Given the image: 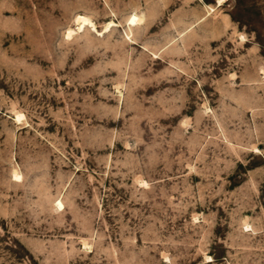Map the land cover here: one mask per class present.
I'll use <instances>...</instances> for the list:
<instances>
[{
	"label": "rangeland",
	"instance_id": "rangeland-1",
	"mask_svg": "<svg viewBox=\"0 0 264 264\" xmlns=\"http://www.w3.org/2000/svg\"><path fill=\"white\" fill-rule=\"evenodd\" d=\"M0 264H264V0H0Z\"/></svg>",
	"mask_w": 264,
	"mask_h": 264
},
{
	"label": "bare ground",
	"instance_id": "bare-ground-1",
	"mask_svg": "<svg viewBox=\"0 0 264 264\" xmlns=\"http://www.w3.org/2000/svg\"><path fill=\"white\" fill-rule=\"evenodd\" d=\"M77 22L80 24V30H82V29H84L85 27H91L92 29L93 28H95V25H94V23L89 19V18H86V17H83V16H80V17H78L77 19ZM137 17H132L131 18V25H135L136 23H137ZM113 26V23H109V25L107 26V29H106V31L107 30H109V28L110 27H112ZM79 30V31H80ZM71 32V31H70ZM72 34V32L69 34V35H71ZM20 119V117H17V120H19ZM16 178H19V176H17L16 175ZM58 207L61 209L62 208V204L59 202L58 203Z\"/></svg>",
	"mask_w": 264,
	"mask_h": 264
}]
</instances>
